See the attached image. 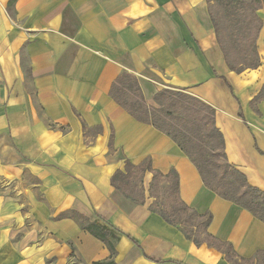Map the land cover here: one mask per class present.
Segmentation results:
<instances>
[{
  "label": "crops",
  "instance_id": "1",
  "mask_svg": "<svg viewBox=\"0 0 264 264\" xmlns=\"http://www.w3.org/2000/svg\"><path fill=\"white\" fill-rule=\"evenodd\" d=\"M124 71L151 106L170 87L215 108L228 161L264 191V101L251 105L264 67H228L207 0H0V264H69L72 245L87 263L108 258L77 215L122 232L118 264H232L148 208L151 172L145 205L112 186L126 159L175 168L182 200L212 213L211 233L246 258L264 249V222L110 95Z\"/></svg>",
  "mask_w": 264,
  "mask_h": 264
},
{
  "label": "trees",
  "instance_id": "2",
  "mask_svg": "<svg viewBox=\"0 0 264 264\" xmlns=\"http://www.w3.org/2000/svg\"><path fill=\"white\" fill-rule=\"evenodd\" d=\"M207 2L216 38L228 67L237 73L257 68L261 63L257 41L264 25L259 11L264 8V0ZM110 95L136 119L172 137L196 165L209 189L264 222V191L252 186L246 175L228 161L224 136L216 124L215 108L185 89L170 87L159 90L154 96L157 106H151L144 98L137 76L128 71L117 77ZM262 101L264 84L251 100V105L258 111L257 105ZM110 148H113L112 138ZM146 172L153 174L149 188V197L153 201L148 205L152 212L178 227L196 245L206 244L216 248L232 264H264V249L246 258L236 251L231 242L210 232L212 213H200L182 200L180 178L175 168L163 173L152 166L150 158L137 165L126 159L124 169L114 173L111 184L129 200L145 205L148 200L143 186ZM76 218L86 230L106 244L110 255L106 259L87 263L77 256L72 245L70 257L81 264H118L115 259L116 245L122 232L80 215ZM69 264L74 263L70 261Z\"/></svg>",
  "mask_w": 264,
  "mask_h": 264
},
{
  "label": "rangeland",
  "instance_id": "3",
  "mask_svg": "<svg viewBox=\"0 0 264 264\" xmlns=\"http://www.w3.org/2000/svg\"><path fill=\"white\" fill-rule=\"evenodd\" d=\"M259 14L261 17L264 18V13H262L261 11H259ZM260 36V35H259ZM257 46H258V51H259V54H260V59H261V63L258 67H264V30L263 32L261 33V38H260V41H259V38H258V41H257ZM257 67V68H258ZM247 70V69H246ZM244 70V71H246ZM243 71V72H244ZM26 178H28V180L30 181L31 180V176L30 175H26ZM73 263L74 264H81V263H78V262H75V260H73Z\"/></svg>",
  "mask_w": 264,
  "mask_h": 264
}]
</instances>
